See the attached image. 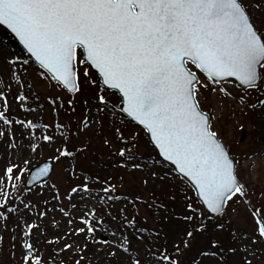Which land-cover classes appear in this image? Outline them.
Listing matches in <instances>:
<instances>
[{"label":"rangeland","instance_id":"rangeland-1","mask_svg":"<svg viewBox=\"0 0 264 264\" xmlns=\"http://www.w3.org/2000/svg\"><path fill=\"white\" fill-rule=\"evenodd\" d=\"M244 2L248 4L250 0ZM249 11L256 26L264 30L261 24L264 8ZM13 60L15 63L10 62ZM81 61L79 51L76 61L79 90L71 96L65 90L57 91L49 78L41 74L42 70L34 68L13 43V38L0 29V91L7 97V108L0 98V112L12 121L9 125L0 119V130L5 132L0 136V191L8 194L7 203L0 205V264H23V233L30 224L36 225L30 239L43 262L49 256L59 262L63 254L70 256L64 264L76 261L130 264L137 258L142 264H149V260L155 264L151 255L161 257L156 251V236L162 234L161 229L156 228L155 217L145 206L148 189H155L151 185L164 181L177 186L178 179H183L157 157L144 131L120 113L116 93L103 88L98 77L91 75ZM196 73L208 85L200 90V107L210 116L212 130L223 144L227 146L234 141L239 179L248 196H237L227 202L224 211L208 222L204 231L207 224L204 230L197 229V225L204 222L201 213L205 211L192 201L197 210L188 212L180 194L178 210L192 218L172 225L165 232L177 235V240L188 231L194 233L193 238L185 236L190 247L177 255L180 264H217L219 256L213 259L202 254L211 251L207 235L219 234L223 241L234 231H255L250 210L253 206L257 208V193L260 190L264 193V136L259 140V135H264V103H260L264 101V82H258L257 89L242 88L231 80L213 83ZM214 88L217 90L212 91ZM34 95L39 96L38 102ZM99 95L105 96L106 105L97 100ZM18 96L26 98L20 100ZM49 96L54 97V104L49 102ZM239 101L249 104V111ZM17 121H32L36 127H25ZM44 135L53 137L52 141H45ZM31 145L37 146L35 151ZM65 148H71V155H60L58 149ZM121 148L127 150L124 156L120 155ZM46 158L52 161V170L42 184L25 188L20 184L18 170H14V175L19 179L3 180L9 163L28 170ZM85 184L87 190H83ZM73 188L77 191L72 192ZM83 219L92 222L94 232H76L85 227ZM217 223L225 225L222 231L216 227ZM57 236L61 240L52 243ZM65 243L73 247L63 249ZM256 247L255 255L248 258L252 264H264V248ZM110 251L116 255L110 256ZM87 255L89 259L84 261ZM246 255L241 252L226 259L228 264H242Z\"/></svg>","mask_w":264,"mask_h":264},{"label":"snow or ice","instance_id":"snow-or-ice-1","mask_svg":"<svg viewBox=\"0 0 264 264\" xmlns=\"http://www.w3.org/2000/svg\"><path fill=\"white\" fill-rule=\"evenodd\" d=\"M249 8H264V0H250L248 4L244 0H0V24L19 38L41 67L73 92L79 90L75 63L77 50L82 49L81 62H90L105 85L119 90L123 111L144 125L161 154L191 178L206 211L222 213L227 202L237 196L247 198L248 193L239 179L238 162L218 139L210 116L200 107V90L208 85L188 65L191 62L210 81L231 77L257 89L258 82H264V30L256 26ZM84 75L87 77V71ZM0 98L7 108L2 91ZM240 99L244 101L243 96ZM97 100L106 105L104 95ZM0 119L12 123L4 112H0ZM17 123L36 127L32 121ZM4 134L0 130V136ZM43 139L52 141L53 137L44 135ZM36 147L31 145V150ZM58 151L61 156L71 155L67 148ZM126 151L121 148L120 155ZM14 170L25 171L9 163L3 180L19 179ZM48 170L45 165L39 175H46ZM87 189L83 185V190ZM7 200L8 194L0 191V205ZM187 208L196 211L191 203ZM250 211L256 224L253 233L234 231L232 243L227 245L217 234L209 241L211 251L202 254L213 259L219 256L220 264H228L227 256L242 252L247 254L242 264H252L248 256L255 255L257 245L264 248V205L253 206ZM83 223L85 227L76 229L77 233L95 231L89 219ZM35 227L27 225L23 233V264H43L30 239ZM216 227L222 231L225 225L217 223ZM186 235L194 237L192 231ZM60 240L57 236L51 242ZM182 243L185 249L190 247V241ZM72 247L63 245V249ZM175 251L179 253L181 248L176 246ZM109 255L116 253L110 251ZM151 259L155 264H180L166 253L159 259L153 253ZM130 264L142 262L137 258Z\"/></svg>","mask_w":264,"mask_h":264},{"label":"trees","instance_id":"trees-1","mask_svg":"<svg viewBox=\"0 0 264 264\" xmlns=\"http://www.w3.org/2000/svg\"><path fill=\"white\" fill-rule=\"evenodd\" d=\"M36 100H38V97H36ZM233 144L234 141L229 143L227 146L231 151H233ZM167 182L168 181H164L160 185H151L155 189H148V200L147 203H145L146 208L156 218V228L161 229L162 234L156 236V242L160 244V250H164V252H169L167 248H174L175 250L177 246V235H166V232L168 233L170 231V227L172 225H177V223L186 220V217L190 216V214H182V212L178 210L177 203L179 195L182 194L181 200L186 202L185 208L188 212L192 210L187 208V204L192 203L193 201L196 205H198L193 192L191 190H187V186L183 181H180L177 186ZM185 190L187 191L183 194L182 192ZM262 196V192H260L257 195V200L264 199Z\"/></svg>","mask_w":264,"mask_h":264},{"label":"water","instance_id":"water-1","mask_svg":"<svg viewBox=\"0 0 264 264\" xmlns=\"http://www.w3.org/2000/svg\"><path fill=\"white\" fill-rule=\"evenodd\" d=\"M1 25H3V24H1ZM3 26H4L5 29H7L9 32H11V30L8 29L6 25H3ZM11 34H13V36L16 38L17 43H19V44L22 46L24 52L27 53V54L30 56L31 60H33L34 62H36L38 65H40V63L36 60L35 56H33V55L27 50V48H26V47L24 46V44L19 40V38L16 37L14 33L11 32ZM82 51H83V50H82ZM87 65H88L91 69H93V70L98 74V76H99L100 79H101V82H102V85H103V86L109 88V90H110V89H114V90H116V91L118 92V94L120 95V97L122 98V94L119 92L118 89L112 88V87L107 86V85L104 84L103 78L101 77L99 71H98L93 65H91L90 62H88ZM40 66H41V65H40ZM44 69H45V68H44ZM45 70H46V71H47V72H48V73H49V74H50V75H51V76H52L57 82H59V83L62 85V83H61L60 81H58V80L54 77V74H53L52 72L48 71L47 69H45ZM202 74H203V73H202ZM203 75H204V74H203ZM230 78H231V77H230ZM231 79L235 80V78H231ZM235 81H236V80H235ZM218 82H219V81H218ZM236 82H237V84H240V85H242V86H246V85L241 84L239 81H236ZM62 86H63V85H62ZM63 87H64L69 93H74L73 91L69 90V89L66 88L65 86H63ZM124 107H125V105H124V103H123V99H121V104H120V110H121V112H122L124 115H126L130 120H133V122H134L136 125H139V126L145 128L144 125H142V124L139 123V121L135 120L132 116L128 115V113L124 112V111H123V108H124ZM145 130H146V132H147V137H148V139L150 140V143L155 147V149H156V151H157V155L159 156V158H160L161 160H163V161H166L168 164H170V165L173 167V169H174L175 171H177V173H178L179 175H181L182 177H184V178L188 181V183H189V184L191 185V187L194 189L195 194H196L198 200L200 201V203L203 205V207H204L205 210H206V205L204 204V201L200 198L199 193H198V191H197V189H196L194 183L192 182L191 178H189V177L185 176L184 174L180 173L179 170H178V168H177V166L175 165V163H174L173 161L168 160L163 154H161L160 149H159V148L155 145V143L151 140V134L147 131L146 128H145ZM220 141H221V140H220ZM221 142H222V141H221ZM45 165H48V166H49V170H48V172H47L46 175L41 176V175H39L40 170H41ZM50 171H51V162H50V160H46V161L42 162L41 164H38V165H36V166H33L32 168H30V170H29V172H28V174H27V177H28V178H26L25 183H24V186L27 187V188H29V187L34 186L35 184H38V183L44 181V180L48 177ZM207 212H209V213L212 214V215H217V214H218V213H212L211 211H207ZM45 264H56V263H54V262H52V261H45Z\"/></svg>","mask_w":264,"mask_h":264},{"label":"bare ground","instance_id":"bare-ground-1","mask_svg":"<svg viewBox=\"0 0 264 264\" xmlns=\"http://www.w3.org/2000/svg\"><path fill=\"white\" fill-rule=\"evenodd\" d=\"M263 136L264 135H259V140H263ZM256 146H258L257 144H255ZM260 152V151H259ZM112 243H115L113 240H112Z\"/></svg>","mask_w":264,"mask_h":264}]
</instances>
